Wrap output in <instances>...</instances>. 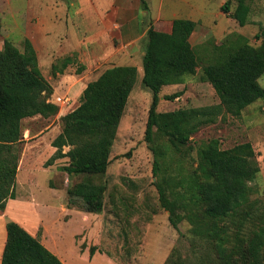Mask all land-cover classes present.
<instances>
[{"label": "rangeland", "instance_id": "rangeland-1", "mask_svg": "<svg viewBox=\"0 0 264 264\" xmlns=\"http://www.w3.org/2000/svg\"><path fill=\"white\" fill-rule=\"evenodd\" d=\"M80 1L81 5L88 2L0 0V51L5 40L23 51L26 39L39 36L36 11L64 14L69 7L71 17L64 18L56 28H59L58 32L64 31L67 38L76 28L78 37L85 39L89 32L86 24H80L82 15L86 18L81 5H78ZM169 1L178 3L177 0ZM227 1H193L197 6V16L198 12H207L202 15L205 24L200 23L193 39L194 48L202 58L201 66L195 75L186 76L181 84L163 87L159 112L219 104L220 98L213 86L202 79V67L211 57L212 45L221 44L235 33L246 36L256 47L261 44L262 41L256 37L264 26V0H248L251 13L245 26H240L223 13L221 7ZM234 8L231 4L232 11ZM36 46L42 50L40 36ZM41 61L44 76L48 80L52 77L50 81L56 88L61 86L56 89L57 94L68 95L71 99L69 106H59L56 116L25 119L22 142L15 146V152L20 156L15 193L20 200L22 216L29 222L28 230L37 234L44 245H57L71 264H165L170 257H179L191 264H220L217 251L212 246L213 238L206 231L197 230L196 216L201 213V208L191 202V190L187 188L190 184L187 176L198 165L196 149L211 139H218L222 149L251 143L260 167L257 177L249 182L248 205L239 214L219 223V231L228 238L225 245L228 248L243 245L254 231L264 228V99L248 106L240 116L225 115L216 123L202 128L181 152L175 154L168 150L166 156L160 155L161 175L172 181L169 187L182 195L185 203L179 211L183 219L176 229L169 220V213L161 207L156 186L158 178L154 174L155 155L145 140L152 93L142 84V66L118 128L107 172L99 176H84L69 175L63 170L69 164V158L48 164L56 152L52 142L62 131V118L81 102L84 88L80 80L81 63L75 60L71 69L67 67L65 81L61 85L59 81L63 77H53L43 57ZM62 61L58 60L57 64L61 65ZM259 82L264 87V75ZM175 93L180 94L174 99H165ZM158 143L169 145L164 138H159ZM68 151L69 147H65L64 153ZM83 181L106 185L102 212H86L80 202L70 200L67 190ZM0 231L1 255L6 240V227L2 221ZM87 236H94L96 243L84 242ZM92 246L99 254L95 259L87 260L83 253Z\"/></svg>", "mask_w": 264, "mask_h": 264}, {"label": "trees", "instance_id": "trees-1", "mask_svg": "<svg viewBox=\"0 0 264 264\" xmlns=\"http://www.w3.org/2000/svg\"><path fill=\"white\" fill-rule=\"evenodd\" d=\"M231 4L235 8L231 10ZM142 9L148 12L146 0ZM224 14L240 26L249 22L251 7L248 0H228L221 7ZM198 23L190 19H176L170 33L150 27L143 57L142 84L152 93L145 140L155 155L154 174L161 207L169 213V220L177 229L185 205L182 195L170 186L172 181L161 175L160 155L168 150L175 154L190 144L202 128L214 124L225 115L240 116L259 99H264V87L259 80L264 75V26L254 46L241 34H231L221 44H213L208 63L202 67V79L209 82L220 103L205 107L181 108L159 112L163 87L178 85L188 75H195L202 58L190 42ZM74 63L72 57L52 67L53 77ZM139 72L135 66H115L105 70L90 82L81 96L80 105L62 118L61 133L53 140L55 154L49 159L69 158L64 167L69 175L99 176L111 163L110 155L120 122L136 86ZM55 89L44 76L38 54L29 39L20 50L5 40L0 51V213L10 199H16L15 182L19 153L15 146L22 142L23 121L35 116L51 117L59 113V106L49 102ZM180 93L165 99H174ZM164 138L169 145H160ZM69 151L64 153V148ZM197 167L187 176L191 202L201 208L197 215V230L213 238L220 264H264V228L254 231L243 245L228 248L227 235L219 231V223L239 214L248 205L249 182L260 172L251 143L222 149L218 139L201 144L197 149ZM185 181H181L183 185ZM106 185L83 181L67 190L72 201L90 213L104 208ZM190 201V200H189ZM191 217V216H190ZM90 247L91 258L96 253ZM1 264H63L38 237L33 236L15 221L6 224V242ZM165 264H191L178 257H170Z\"/></svg>", "mask_w": 264, "mask_h": 264}, {"label": "crops", "instance_id": "crops-1", "mask_svg": "<svg viewBox=\"0 0 264 264\" xmlns=\"http://www.w3.org/2000/svg\"><path fill=\"white\" fill-rule=\"evenodd\" d=\"M83 1L88 2H83L81 5L80 1L78 5H81L80 8L86 17L84 19L82 15V23H80L82 25L86 24L88 28L89 36L85 39L78 37L76 28H74L76 31L70 32L71 36H68V38L64 31L58 32L59 28H56V25L62 22L64 18L67 20L71 17V14L68 12L69 7L67 13L64 14H50L48 12L41 13L36 11V31L39 33L43 44L41 51L36 46L39 36L37 38H30L37 51L40 67L42 66L41 59L43 57L45 59L44 64L46 63L47 68H50L49 72L52 71L53 65L60 59L74 57V62L75 60L80 62V66H82L80 80L84 84L83 91L90 82L96 80L108 68L135 66L138 72H140L141 66L143 69V57L145 56L147 33L150 27L160 32L170 33L173 22L176 19L196 21L198 23L197 28L190 38V42L194 46V35L198 31L200 23L205 24L202 15L207 13L198 12L197 16V6L193 2L194 0H177L178 3L170 2L169 0H153V2L146 0L149 7L148 12L142 9V0ZM59 35H61V39ZM204 40L205 38L200 40V43ZM77 61L76 63H78ZM72 65L74 63L68 66L69 69L72 68ZM67 69L62 74L57 73L56 77H63L59 81L61 85L65 81L66 75L64 74L67 72ZM50 80L48 81L54 87L55 92L61 88V86L56 88L57 86ZM0 221L3 222L5 227L8 221H15L33 236L39 238L37 234L35 235L28 230L29 222L22 216L18 196H16V199L8 200L5 211L0 215ZM92 237L94 236H87L84 238V242L88 244L96 243ZM45 246L57 255L63 264H71L57 245L47 244ZM98 254L99 252L95 253L92 258L89 257L90 247H87L83 253L87 260L95 259ZM2 255L3 252L0 255V264Z\"/></svg>", "mask_w": 264, "mask_h": 264}, {"label": "built area", "instance_id": "built-area-1", "mask_svg": "<svg viewBox=\"0 0 264 264\" xmlns=\"http://www.w3.org/2000/svg\"><path fill=\"white\" fill-rule=\"evenodd\" d=\"M49 102H51L57 106L67 107L70 105L71 99L69 98L68 95H59L57 93H54L51 96V99H49Z\"/></svg>", "mask_w": 264, "mask_h": 264}, {"label": "bare ground", "instance_id": "bare-ground-1", "mask_svg": "<svg viewBox=\"0 0 264 264\" xmlns=\"http://www.w3.org/2000/svg\"><path fill=\"white\" fill-rule=\"evenodd\" d=\"M1 232V231H0ZM5 237V236H4Z\"/></svg>", "mask_w": 264, "mask_h": 264}]
</instances>
